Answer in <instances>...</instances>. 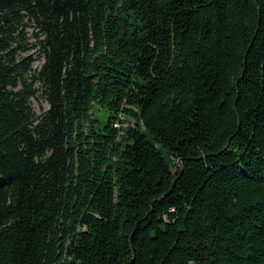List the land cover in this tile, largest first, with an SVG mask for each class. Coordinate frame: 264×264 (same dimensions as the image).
<instances>
[{
  "label": "trees",
  "instance_id": "1",
  "mask_svg": "<svg viewBox=\"0 0 264 264\" xmlns=\"http://www.w3.org/2000/svg\"><path fill=\"white\" fill-rule=\"evenodd\" d=\"M0 264H264V0H0Z\"/></svg>",
  "mask_w": 264,
  "mask_h": 264
},
{
  "label": "rangeland",
  "instance_id": "2",
  "mask_svg": "<svg viewBox=\"0 0 264 264\" xmlns=\"http://www.w3.org/2000/svg\"><path fill=\"white\" fill-rule=\"evenodd\" d=\"M95 114H96V115H98V114H99L98 116H100V115H101V114H100V113H98V112H96ZM102 120H103V122H105V121H106V120H104V118H102ZM164 156L166 157V159H168V157L166 156V154H165V153H164Z\"/></svg>",
  "mask_w": 264,
  "mask_h": 264
},
{
  "label": "water",
  "instance_id": "3",
  "mask_svg": "<svg viewBox=\"0 0 264 264\" xmlns=\"http://www.w3.org/2000/svg\"><path fill=\"white\" fill-rule=\"evenodd\" d=\"M179 165L181 166V161H179Z\"/></svg>",
  "mask_w": 264,
  "mask_h": 264
}]
</instances>
